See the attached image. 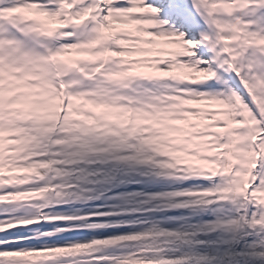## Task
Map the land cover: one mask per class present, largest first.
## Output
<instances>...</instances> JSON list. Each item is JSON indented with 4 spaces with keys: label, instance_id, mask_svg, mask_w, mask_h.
<instances>
[{
    "label": "snow or ice",
    "instance_id": "1",
    "mask_svg": "<svg viewBox=\"0 0 264 264\" xmlns=\"http://www.w3.org/2000/svg\"><path fill=\"white\" fill-rule=\"evenodd\" d=\"M227 2L0 0V58L25 69L9 74L0 89L4 152L13 153L5 155L12 166L0 175V264H64L73 258H57L51 250L134 231L128 224L81 227L109 221L98 218L122 217L116 215L49 219L99 211L56 210L64 205L49 200L45 170L39 173L43 179L25 176L17 158L42 153L46 146L58 158L65 145L50 142L63 141L61 129L79 125L77 117L103 123L145 112L153 116L151 134L173 136L177 150L204 170L188 181L208 183L193 184V189L243 193L217 202L230 206L234 232L246 229L226 241L243 240V250L209 254L200 264H222L225 258L231 264L238 257L264 260V228L238 223L264 215V204L252 196L264 190V86L256 85L264 80V52L240 54L229 39L236 14L221 7ZM240 22H250L249 31L264 29V8L249 10ZM41 24L46 31L39 30ZM41 158L34 155L28 162ZM110 228L131 230L48 242ZM24 229L28 234H20Z\"/></svg>",
    "mask_w": 264,
    "mask_h": 264
},
{
    "label": "trees",
    "instance_id": "2",
    "mask_svg": "<svg viewBox=\"0 0 264 264\" xmlns=\"http://www.w3.org/2000/svg\"><path fill=\"white\" fill-rule=\"evenodd\" d=\"M74 138L75 135L72 132L70 135L71 141ZM64 145L65 150L59 155V158L65 162L68 171L64 175L53 174L54 182L59 181L60 183V188L55 198L70 200L74 198H67L69 195H72V197L78 195L81 199V197H84V193L90 194L88 196L89 198H98L105 187L112 185L116 176V168L111 166L116 164L108 163L106 166L107 173L105 175H101L103 172H100V170L96 169V171L94 166L93 168L81 167L74 170L79 164L72 163L73 156L70 152V141L67 140ZM5 155L10 154H2L0 157V169L11 164L5 160ZM33 155L38 154L27 153L19 156L17 159L21 163L25 159L29 160ZM22 167V164H20L18 170H25ZM150 170L147 168L140 170L138 180L142 181L143 179L141 173H146V171L150 172ZM45 176L49 177L50 184L52 175L46 173ZM37 179H43V177L39 176ZM89 189H94L95 191L90 193L88 192ZM53 196L54 194L49 191V200L56 203ZM80 199L78 200L80 205L86 204L81 202ZM39 204L47 206V202L43 200L39 201ZM48 218L60 219L57 216ZM44 227H50V225H45ZM150 232L142 233L139 231L128 235L107 236L102 238L105 239V243H101L102 240H94L86 245L76 244L55 252L57 258L62 256L73 258L65 261L64 264H200V261L206 259L209 254H222L225 251L220 246L209 243L215 240H206V242L202 243L201 241L194 242L192 237H187L185 239L178 238L167 241L165 237L156 236V234L147 235ZM20 234H28V230H20ZM243 247L244 241L241 240L234 245L227 246L226 250L231 248L233 251H238L243 250ZM237 262L238 264H264V260L249 259L247 257H238L231 264H237ZM30 264H35V262H30ZM215 264H221V262L217 261ZM222 264H229L228 259L225 258Z\"/></svg>",
    "mask_w": 264,
    "mask_h": 264
},
{
    "label": "rangeland",
    "instance_id": "3",
    "mask_svg": "<svg viewBox=\"0 0 264 264\" xmlns=\"http://www.w3.org/2000/svg\"><path fill=\"white\" fill-rule=\"evenodd\" d=\"M232 1L233 0H228L227 3L221 5L223 6V9L225 10V8L229 5V4H232ZM240 13H238L236 16H235V19H236V23L231 25V30L233 31V27L236 28L237 26H240L241 25V22H240ZM249 13H247L246 15H248ZM239 20V21H238ZM256 51H260V52H264V50H256ZM25 69L23 66H14V65H10V64H5L3 58H0V84H4L6 83V79L7 77L9 76V74L11 73H18V72H23ZM142 115V116H141ZM137 118L139 120L140 123H138V126L140 127L141 126V122L144 121V120H149L150 122L153 121V116H152V113L151 115L150 114H146L144 115L143 114H137ZM195 184H202V183H195ZM204 189V188H202ZM202 189H193L192 186L188 187L187 190H202ZM180 190V189H179ZM253 196V194H252ZM177 215H175L176 217ZM232 216V212L230 211H223L221 212L220 214L216 215V218H213V219H222L226 222L229 221V218ZM229 223V222H228ZM230 224V223H229ZM167 226H169L170 228H177V226L179 225V221L177 220H169V222L166 223ZM205 225H208V224H205ZM229 229V228H227ZM223 233V232H222ZM91 236L90 237H93V236H100L101 233L100 231H95L93 233L90 234ZM89 237V238H90Z\"/></svg>",
    "mask_w": 264,
    "mask_h": 264
}]
</instances>
